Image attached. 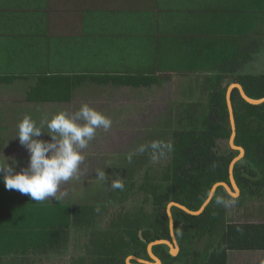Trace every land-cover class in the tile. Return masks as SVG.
<instances>
[{
  "label": "crops",
  "instance_id": "obj_1",
  "mask_svg": "<svg viewBox=\"0 0 264 264\" xmlns=\"http://www.w3.org/2000/svg\"><path fill=\"white\" fill-rule=\"evenodd\" d=\"M262 2L0 0V160L9 158L11 164L14 158L18 161L16 171L27 166L29 152L16 137L25 115L39 123L58 111L72 112L87 103L106 116L112 115L111 119L116 117V123L108 132L98 131L85 150L80 179L63 185L61 191L65 193L62 199L75 197L70 205L99 202L102 186L113 181L124 185L133 180L138 172L128 164V155L138 144L160 141L157 136L150 139V133L167 127L166 115L169 125L174 126L177 112L184 108L186 114V106L178 104L177 99L192 104L206 98L203 83L213 68L186 72L191 64L187 59L190 53L202 50L199 46L207 45L209 37L225 35L230 27L244 30L245 13L249 11L244 5ZM207 59L212 63V55H207ZM185 73L189 74L190 83L200 85L197 93L185 86ZM151 74L158 78L152 86L118 85L91 78ZM77 75L88 79H81L83 82L67 90H56V82ZM187 89L190 94H183ZM84 92L93 101H83ZM113 95L121 102H113V107L106 110L107 98L114 99ZM130 98L133 105L126 121L121 112ZM119 114L123 117L121 122ZM39 139L50 140V136L44 133ZM144 160L145 156L139 154L131 163L141 165ZM98 170L110 178L99 179L102 185L92 187L89 184L98 177ZM53 200L54 197L43 202ZM243 210L236 211L239 221L264 226V199ZM259 237H264L263 231ZM228 264H264V250H229Z\"/></svg>",
  "mask_w": 264,
  "mask_h": 264
},
{
  "label": "trees",
  "instance_id": "obj_2",
  "mask_svg": "<svg viewBox=\"0 0 264 264\" xmlns=\"http://www.w3.org/2000/svg\"><path fill=\"white\" fill-rule=\"evenodd\" d=\"M262 1L258 9H251L253 13L260 12L258 15L252 16L251 10L247 12L244 30L230 27L224 31L225 35L209 37L207 45L199 46L202 50L191 51L187 57L191 64L186 72L210 68L213 72L204 84L206 98L193 105L182 101L181 105L188 104L186 122L177 128L171 143L174 150L167 155L169 162L160 173L147 172L140 183L129 179L118 195L111 194L107 201L88 204L87 209L57 200L53 204L36 202L6 189L0 179V264H37L65 251L71 254L69 264H128L130 255L151 259L147 251L150 242L172 240L167 212L171 201L198 210L217 182L231 185L230 165L240 151L230 148L221 152L218 142L232 135L227 103L231 83H240L252 98L264 97ZM207 55H212V63ZM188 73L183 74L185 86L194 90L196 84L190 83ZM83 78L88 79L85 75L63 77L62 82L55 83L56 90H67L83 82ZM91 78L132 86H152L158 80L155 74ZM185 93L190 94L189 89ZM231 99L237 127L235 144L245 149L234 166L241 194L233 199L225 187L219 186L215 195L232 198L238 209L247 211L251 203L264 199V103L247 102L238 88L232 91ZM167 127L172 126L167 123ZM135 186L146 193L139 201L126 193ZM214 196L200 215L172 208L180 252L172 256L168 245L154 246L162 264H177L180 257L185 264H228L229 250H264V237H259L264 226L242 223L240 217L229 219L228 208L216 205ZM110 207L114 208L110 222L100 226L103 212ZM79 236L87 239L82 249H69L67 246ZM197 245L204 252L199 253Z\"/></svg>",
  "mask_w": 264,
  "mask_h": 264
},
{
  "label": "clouds",
  "instance_id": "obj_3",
  "mask_svg": "<svg viewBox=\"0 0 264 264\" xmlns=\"http://www.w3.org/2000/svg\"><path fill=\"white\" fill-rule=\"evenodd\" d=\"M112 124L110 117L87 103L72 112L58 111L51 118L41 119L39 123L25 115L18 124L16 137L29 152L28 164L17 172L15 165L18 161L14 158L11 164L9 158L0 160V179L6 189L18 191L36 202L50 200L52 197L60 201L65 195L61 191L62 186L80 179L85 150L99 130L108 132ZM44 133L50 136V140L39 139ZM229 140L230 138L226 141L232 148ZM173 150L171 143L162 141L141 143L128 155V161L131 163L134 156L146 152L150 153L153 160H158L165 158ZM97 173L99 179L105 178L104 171L98 170ZM115 186L121 189L124 187L123 184ZM214 199L216 205L224 208L232 207L235 203L232 198L224 195H215Z\"/></svg>",
  "mask_w": 264,
  "mask_h": 264
},
{
  "label": "rangeland",
  "instance_id": "obj_4",
  "mask_svg": "<svg viewBox=\"0 0 264 264\" xmlns=\"http://www.w3.org/2000/svg\"><path fill=\"white\" fill-rule=\"evenodd\" d=\"M244 6L247 7V9H249V10H251V9H253V10L254 9H258L257 7H259L258 5H255L254 6V5H247V4H245ZM249 13L252 14V16H253V15H258L260 12L253 13L252 10H251V11H249ZM245 15H247V14L245 13ZM204 84L205 83H203V85ZM199 89H200V85L197 84L196 87H195V89H194V90H196L195 93H197V91H199ZM113 93L115 94V92H113ZM146 93L147 92H145V94ZM198 93L200 95V92H198ZM96 94H97V92H96ZM97 95H99V94H97ZM100 95H103V94H100ZM89 96L91 97V95H88L87 96V93L84 92V94H83L84 100L83 101H86V100L93 101V99L92 98L90 99ZM171 96L174 99L173 94ZM112 97L114 99H110V98L105 97V98H107V104H105V105L108 106V107L106 106V110H108V108H112L113 107V102H118V103L121 102V100L118 97H117V100H116L115 95H113ZM177 98H178V95H177ZM132 101H133L132 98H130L128 100V103L125 104V110H123V112H121V114H123V116L126 118V121L128 120V114H131V110H132L131 107L133 105L132 104ZM177 103L181 105L182 100L177 99ZM120 105L121 104H119V108L118 109L121 108ZM187 105L188 104H186L184 106H186V108H188ZM126 110H127V112H126ZM177 113H179V114H177V117H176L177 119H175L174 126H172V127H165V129L163 131H160V132H157L156 131L155 134L150 133V139L153 138V137H155V136H157L159 138V140L162 141V142H164V143H172L174 141V138H175L174 136H175V133L177 131V128L178 127L181 128L183 126L184 122H186V121H184V118L185 117L183 116V114H185L184 108H183V110L180 109ZM121 114H119L118 122L119 121L121 122V120L123 119V117L121 116ZM191 114H193V113L191 112ZM111 116L112 115H108V117H110V118H111ZM132 117H135V115L132 114ZM132 117H131V119H132ZM115 118L112 117L113 124L116 123L115 122ZM166 120H167V115H166L165 121ZM165 125H167L166 122H165ZM132 143H131V146H132ZM218 144H219V148H220V151L221 152H224V151H227V150L230 149V147L228 146V142L226 140H221V141L218 142ZM125 152H128V151L125 150ZM143 156H145L146 160L148 158H150V159H148V161L144 160L142 163H140L141 165H139L138 163L134 164V163H129L128 162V164H130V166L135 169V172H138L137 174L133 175V180H137L136 182H139V183L141 182V180H140L141 177L147 175L146 172L149 169V167L152 168V171H149L150 174H157L156 170L162 171L163 163H165V162H167V160H169V158L167 156H166V159H164V160H159V161L158 160H153L151 158V156H150V153L148 154L147 152L144 153ZM140 158H141V156H140ZM145 162H147V163L144 164ZM17 172H19V171H17ZM86 174H88V173H86ZM117 175H120L119 172L117 173ZM124 176H126L125 173H124ZM105 178L109 179L110 177H105ZM142 180H143V178H142ZM117 184L118 183L116 181H113V182L109 183L107 186L106 185L102 186V190H104V191L102 193L103 196L102 197H99V199H100L99 200V203L102 202V201H104L107 197H110V194L105 193V191L112 192L113 195H118L119 189H118V187L115 186ZM89 185L92 186V187H99V186L102 185V182L97 177V178L91 180V183ZM88 188L89 187H85V190H87ZM126 193H128L129 196H134V198L137 201H139L141 198L145 197V195H146V193L144 191H139L137 186H135L134 188H131V189L127 190ZM88 198H89V196H88ZM55 200L49 201V203L53 204V203H55ZM73 201H75V197H73V198L66 197L65 199H61L60 201H57V202H60L61 204H69L70 202H73ZM81 207L87 209V205L86 204H82ZM113 211H114V208L113 207H110L107 210L106 213L103 212L102 220L100 221L101 222L100 223V226H106L110 222V220H111L110 217L112 216V212ZM236 211H237V207L235 205H233L232 207H229L228 210H227V216H228V218L229 219H232V218H235V217L237 218L238 217V214H237ZM77 238H78V236H77ZM77 238L69 246H67V247H69V249H71V250H74V249H82V243L85 244V242H87V239H84V236H79L80 239H77ZM148 247H149V244L147 246V251H148ZM196 250H198L199 253L204 252V251H202L203 249H202V247L200 245H197ZM65 253H66V251H65ZM65 253L62 254V255H53L51 257L44 258L41 262H39L37 264H69L67 261H68V258H69V256L71 254H70V252L69 253L67 252L66 254ZM177 264H185L184 259L182 257H180L177 260Z\"/></svg>",
  "mask_w": 264,
  "mask_h": 264
},
{
  "label": "water",
  "instance_id": "obj_5",
  "mask_svg": "<svg viewBox=\"0 0 264 264\" xmlns=\"http://www.w3.org/2000/svg\"><path fill=\"white\" fill-rule=\"evenodd\" d=\"M234 88H238L240 91L241 96L249 103L251 104H261L264 103V97L260 98V99H255L250 97L244 90L243 86L240 83L234 82L231 83L228 87L227 90V103H228V107H229V113H230V122L232 125V135L230 137L229 143L231 145V147L235 150H239L240 153L237 157H235L233 159V161L231 162L230 165V180H231V185L227 182L221 181V182H217L211 189L209 197L206 199V201L204 202V204L201 206L200 209L198 210H192L190 208H188L187 206L180 204L178 202L175 201H171L168 206H167V212L169 215V219H170V231H171V238L172 240L169 239H158L155 241H152L149 243V247H148V253L151 257V259L153 261H149V260H144L141 257H138L136 255H131L130 257H127V263L128 264H162V260L153 252V247L156 245H160V244H166L169 246L170 248V254L172 256H176L179 251H180V245L178 243V239L175 235V223H174V217L172 214V208L174 206L179 207L180 209L184 210L186 213L191 214V215H200L206 208V206L210 203L211 199L213 198L217 188L219 186H223L226 188V190L233 196H237L240 193V188L238 186V184L236 183L235 177H234V166L235 163L237 161H239L245 154V149L242 146H238L235 144V139H236V121H235V114H234V107L232 104V91L234 90ZM176 252V253H175ZM131 260H134L135 263H132Z\"/></svg>",
  "mask_w": 264,
  "mask_h": 264
},
{
  "label": "flooded vegetation",
  "instance_id": "obj_6",
  "mask_svg": "<svg viewBox=\"0 0 264 264\" xmlns=\"http://www.w3.org/2000/svg\"><path fill=\"white\" fill-rule=\"evenodd\" d=\"M166 122L169 124V120H168V119L166 120ZM148 159H150V158H148ZM148 159H147L146 161H148ZM164 159H166V157H165V158L158 159V161H159V160H164ZM165 161H166V160H165ZM167 162H169V160H167ZM167 162L163 163L162 170H163L164 166H166V163H167ZM146 163H147V162H145L144 164H146ZM149 171H152V168H151V167H149V169L147 170V172H149ZM147 172H146V173H147ZM156 172H157V173H160L161 171L156 170ZM143 177H144V176H143ZM228 193H229V192H228ZM229 194H230V193H229ZM240 194H241V190H240L239 195H237L236 197L233 196V195H231V194H230V195L232 196L233 199H235V198L239 197ZM233 205H235V204H233ZM235 206H236V205H235ZM237 209H238V208H237ZM143 239H145V238H143ZM171 239H172V238H171ZM153 252H154V251H153ZM179 252H180V251H179ZM148 254H149V253H148ZM149 256H150V255H149ZM142 258H143V259L145 258L146 260H149V261H153L152 259H148L145 255H144ZM150 258H151V257H150ZM159 258H160V257H159ZM145 259H144V260H145ZM160 259H161V258H160Z\"/></svg>",
  "mask_w": 264,
  "mask_h": 264
},
{
  "label": "bare ground",
  "instance_id": "obj_7",
  "mask_svg": "<svg viewBox=\"0 0 264 264\" xmlns=\"http://www.w3.org/2000/svg\"><path fill=\"white\" fill-rule=\"evenodd\" d=\"M176 253V252H175Z\"/></svg>",
  "mask_w": 264,
  "mask_h": 264
}]
</instances>
